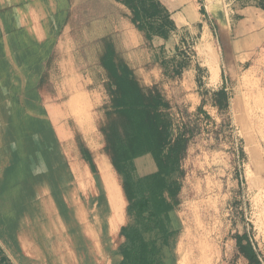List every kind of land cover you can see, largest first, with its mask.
Segmentation results:
<instances>
[{
  "label": "rangeland",
  "instance_id": "rangeland-1",
  "mask_svg": "<svg viewBox=\"0 0 264 264\" xmlns=\"http://www.w3.org/2000/svg\"><path fill=\"white\" fill-rule=\"evenodd\" d=\"M90 2L55 0V18L39 21V35L17 34L19 21L0 19V32L15 33L0 35V79L10 78L0 111V264H65L45 227L23 216L41 246L30 245L17 218L27 187L42 194L38 179L54 175L99 215L90 218L99 264H123L132 207L98 129L109 104L104 38L135 72L166 77L180 114L168 155L175 213L167 264L193 262L200 244L210 250L207 264H249L237 248L243 235L264 264V0ZM6 43L29 50L6 51ZM70 102L73 111H53ZM73 230L80 246L85 231Z\"/></svg>",
  "mask_w": 264,
  "mask_h": 264
},
{
  "label": "trees",
  "instance_id": "trees-1",
  "mask_svg": "<svg viewBox=\"0 0 264 264\" xmlns=\"http://www.w3.org/2000/svg\"><path fill=\"white\" fill-rule=\"evenodd\" d=\"M109 41L101 40L109 104L105 106L106 116L98 129L104 137V152L111 158L124 196L132 207L131 220L122 229L128 244L123 252V264H167L170 213L175 210L168 156L174 144L169 140V120L164 112L168 104L157 96L152 109H137L140 103L137 95L143 100L145 97L137 91L135 71ZM147 151H151L158 171L136 178L134 160ZM237 248L247 256L249 264H262L246 235L237 241Z\"/></svg>",
  "mask_w": 264,
  "mask_h": 264
},
{
  "label": "bare ground",
  "instance_id": "bare-ground-1",
  "mask_svg": "<svg viewBox=\"0 0 264 264\" xmlns=\"http://www.w3.org/2000/svg\"><path fill=\"white\" fill-rule=\"evenodd\" d=\"M67 169L71 172V168ZM54 177V179H51V177L38 179V182L40 181L39 183L43 185L44 191L42 194L36 192L34 186L29 185L27 187V196L20 197V200L24 198L25 202L23 209L26 210V213H23V209H21V212L19 213L20 215L17 216V218L20 219L18 226H21L24 230L27 228L24 227V220L22 219L23 216H27L34 221L35 225L38 224L40 227H45L47 230V232H44L45 240L47 238L50 239L54 251L60 253L65 264H99L100 258H102V249H99L98 247L101 246V236H99L96 231L98 225L90 222V218L93 217L95 221V218L99 215H92L91 211L93 210L85 209L80 205L82 203H78L79 201L76 199L71 186L65 182H61L57 175H54ZM35 182H37V180H35ZM22 189L23 188H21V190ZM38 209L39 214L41 213V219L36 216V211H38ZM96 210L98 211L99 209ZM100 211H98V213ZM73 227L85 231L80 246L74 241ZM83 230L81 231L83 232ZM25 231L29 233H27L28 238L26 241L30 245H40L39 242L34 241L37 237V233L30 232V229L28 228ZM38 234L43 244L42 233L38 232ZM109 251L110 248L108 247L107 249H104L103 253ZM209 251L210 250L207 246L200 244L198 247L199 254L192 257L193 262H190L189 260L188 264H207Z\"/></svg>",
  "mask_w": 264,
  "mask_h": 264
},
{
  "label": "crops",
  "instance_id": "crops-1",
  "mask_svg": "<svg viewBox=\"0 0 264 264\" xmlns=\"http://www.w3.org/2000/svg\"><path fill=\"white\" fill-rule=\"evenodd\" d=\"M54 1L55 0H0V19H10L13 21H19L16 23L18 26H15V28L20 30L17 34H31V28H34L32 34L39 35L38 30L42 27L39 21L55 18L53 15H48L52 12L51 6L53 5ZM30 21H34V23H31ZM1 34L13 35L15 33L7 29L4 32H0V35ZM131 42L133 44V47H136L137 41ZM13 47V44L6 43V47L3 48L4 50L6 49V51L29 50L28 48L26 49V47H22L20 49ZM3 62L5 63V61ZM3 64L2 66H5L7 68L10 67L8 65ZM22 67H24V64H22ZM25 67H29V65L25 64ZM142 74H144L142 71L137 70V72H135V76L137 78V91H139V93L143 94L142 96L145 97V100H143L140 96L137 95V101L140 102L139 104L137 103V109H152L153 106L156 105L157 96H160L161 100L168 104V108L164 109V112L167 114V118L169 120L168 134L169 140L171 141L175 139L177 135L176 133L181 131V125H179L181 123L177 119L180 117L179 112L173 111L172 109L171 100H173L174 97L172 95V92L170 91V81H168V79L162 75L157 76V78H155L154 76H152V73H150L149 75ZM9 79L10 78L8 75L4 77V79H0V88L3 89V92L0 93V111H6L5 99H7V94L9 93L6 85L8 84ZM181 83L183 86L187 87L186 90H190V86L188 85L189 83L186 78H183ZM78 97L79 96H73L70 98V100L76 99ZM20 99H22V97H19V93L17 92V99L14 97L13 102L15 103L16 100ZM57 99L60 100L61 97L58 96ZM186 100L188 103L191 102V100L193 101V103L191 102L192 108L197 107L200 103V99H197L195 94H192V92H188ZM71 102L68 103V105L66 106L64 105V107H62V105H59L56 108L55 106L53 108V111H73ZM26 107L27 109H25V111H28L29 104H26ZM45 111L48 110L45 109ZM157 171L158 167L152 156L151 151H147L144 156L134 160L133 173L136 178H142L144 176L154 174ZM174 213L175 212H171L170 215L173 216Z\"/></svg>",
  "mask_w": 264,
  "mask_h": 264
}]
</instances>
